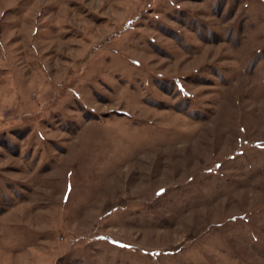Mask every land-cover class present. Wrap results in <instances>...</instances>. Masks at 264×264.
<instances>
[{
  "label": "rangeland",
  "instance_id": "obj_1",
  "mask_svg": "<svg viewBox=\"0 0 264 264\" xmlns=\"http://www.w3.org/2000/svg\"><path fill=\"white\" fill-rule=\"evenodd\" d=\"M0 264H264V0H0Z\"/></svg>",
  "mask_w": 264,
  "mask_h": 264
}]
</instances>
